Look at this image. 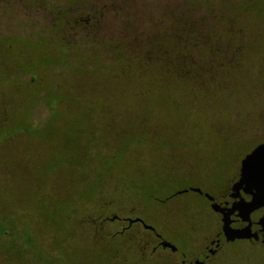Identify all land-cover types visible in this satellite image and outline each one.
<instances>
[{"label": "rangeland", "instance_id": "obj_1", "mask_svg": "<svg viewBox=\"0 0 264 264\" xmlns=\"http://www.w3.org/2000/svg\"><path fill=\"white\" fill-rule=\"evenodd\" d=\"M124 4L108 48L65 36L56 58L31 37L1 58L0 264H168L143 249L140 225L106 236L120 230L108 218L203 246L221 219L190 189L221 199L264 143V0ZM49 22L7 13L0 29ZM218 258L264 264V245L237 241Z\"/></svg>", "mask_w": 264, "mask_h": 264}, {"label": "flooded vegetation", "instance_id": "obj_2", "mask_svg": "<svg viewBox=\"0 0 264 264\" xmlns=\"http://www.w3.org/2000/svg\"><path fill=\"white\" fill-rule=\"evenodd\" d=\"M78 0V4L75 8H63L57 0H0V18L10 13L11 15H18L23 17V15L30 16L33 15L37 20H48L49 24L45 26V23H41L38 28V32H29L26 26H19L18 30H12L10 32H4L0 29V62L1 58L9 52H13L15 48L18 52L25 50L29 46V42L34 40L31 37H37L43 42V46L48 50L54 49L56 52V58H62L63 49V37H99L103 36V45L108 48L110 43V23L112 21L111 10L114 11L113 14L117 15V18H123L125 14L124 1L125 0ZM123 21V20H122ZM75 31L71 35H65L67 32ZM34 33V34H33ZM20 37H23L20 39ZM17 39H20L17 41ZM25 40V41H24ZM16 41L17 44H13ZM10 42H12L10 44ZM24 42V46L21 45ZM68 42V41H67ZM3 46V50L1 48ZM67 45H64L66 47ZM73 46L70 44V47ZM47 50V51H48ZM50 50V51H51ZM46 51V50H45ZM46 51V52H47ZM44 58L48 59V56L44 54ZM97 62V61H96ZM1 62V66H2ZM4 67V63H3ZM240 176V171H239ZM239 176L237 180L239 179ZM236 180V181H237ZM235 181V182H236ZM197 193V192H195ZM203 197L207 208L211 209V212L218 215L222 219L220 213H216L212 210L211 206L213 203H218L223 207H231L235 201L240 200V198L245 201L251 199V195L241 192V197L234 198L231 196L232 190L229 189L228 192H224L221 199L213 196L214 200H209L206 196L207 192L197 193ZM264 213V208L258 209L251 213V229L252 232L258 234L259 239H236L235 241H227L222 229V220L220 229L215 232V234L207 238L203 246L196 247L190 243L188 249H181L178 245L173 242L165 240L160 234L157 233L156 229H146L144 224H147L145 220L139 216H121L119 214H114L112 217L108 218V222L115 225L114 228L120 227V230L115 232L109 231L106 236L114 237L120 235L121 239L129 234V232L136 226L140 225L143 229L150 234V237L145 241L143 249L148 246H152V253L155 254L158 251L168 252L169 261L168 264H221V259L218 258L219 252L224 248L235 244L237 241L240 242H262L263 233L261 231V226L258 224L259 218ZM142 219L143 222L137 221L130 223L134 219ZM231 226L235 229L245 227L248 222L244 221L237 213L231 216ZM104 223V222H102ZM149 225V224H148ZM164 242H170L172 246H164ZM264 245V244H263Z\"/></svg>", "mask_w": 264, "mask_h": 264}, {"label": "water", "instance_id": "obj_3", "mask_svg": "<svg viewBox=\"0 0 264 264\" xmlns=\"http://www.w3.org/2000/svg\"><path fill=\"white\" fill-rule=\"evenodd\" d=\"M193 192L202 193L199 188H191ZM234 198L241 197V192L251 195L249 201H235L231 207H223L218 203H213L211 208L216 213L222 215V229L227 241H235L236 239H259L257 233L252 232L250 215L254 211L264 208V143L258 144L251 152L245 155L241 160L239 179L231 186ZM180 191L179 193L187 192ZM209 200H214L213 196L206 194ZM237 213L244 221L248 222L245 227L235 229L231 226V216ZM141 221L142 219L131 220L130 223ZM144 224L146 229L155 230L152 225ZM263 233L262 242L264 244V213L258 220ZM164 246H172L170 242H164Z\"/></svg>", "mask_w": 264, "mask_h": 264}, {"label": "trees", "instance_id": "obj_4", "mask_svg": "<svg viewBox=\"0 0 264 264\" xmlns=\"http://www.w3.org/2000/svg\"><path fill=\"white\" fill-rule=\"evenodd\" d=\"M96 62V61H95ZM97 63V62H96ZM122 63L123 62H121V61H118V66L116 67V68H121L122 67ZM98 64V63H97ZM110 69V68H109ZM111 70H113V69H111Z\"/></svg>", "mask_w": 264, "mask_h": 264}]
</instances>
